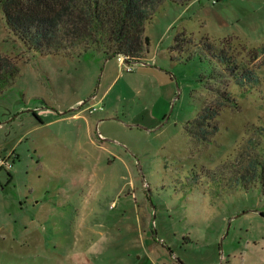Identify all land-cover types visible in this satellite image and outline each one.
I'll list each match as a JSON object with an SVG mask.
<instances>
[{
    "label": "rangeland",
    "instance_id": "1",
    "mask_svg": "<svg viewBox=\"0 0 264 264\" xmlns=\"http://www.w3.org/2000/svg\"><path fill=\"white\" fill-rule=\"evenodd\" d=\"M143 35L123 66L43 54L0 9L18 66L0 89V264H264V0H164ZM207 104L217 129L196 142Z\"/></svg>",
    "mask_w": 264,
    "mask_h": 264
},
{
    "label": "trees",
    "instance_id": "2",
    "mask_svg": "<svg viewBox=\"0 0 264 264\" xmlns=\"http://www.w3.org/2000/svg\"><path fill=\"white\" fill-rule=\"evenodd\" d=\"M164 0H0L6 26L28 49L43 54H80L88 50L105 57L125 56L127 61L139 60L147 51L148 37L143 35L144 23ZM187 4L191 0H170ZM172 48H178L179 37ZM264 53V45L259 49ZM222 53L217 58L224 64L239 86L245 81L257 83L256 74L241 66L237 73L234 62ZM237 64V63H236ZM245 67V68H244ZM18 72L17 64L0 53V89L8 86ZM224 94V92H222ZM226 102L231 101L228 95ZM224 101V102H225ZM217 106L207 104L196 118L186 124L192 140H208L217 129ZM188 124L192 128H188ZM213 130V131H212ZM260 162V161H258ZM251 160L247 168H250ZM259 171L264 175V161Z\"/></svg>",
    "mask_w": 264,
    "mask_h": 264
},
{
    "label": "built area",
    "instance_id": "3",
    "mask_svg": "<svg viewBox=\"0 0 264 264\" xmlns=\"http://www.w3.org/2000/svg\"><path fill=\"white\" fill-rule=\"evenodd\" d=\"M212 1L215 2L216 0H212ZM124 61H127V60H126V57H125V56H121V58H120V62H121V64H122V66H123V64H124ZM125 69H126L127 71H130V70H132V67H131L130 65L126 64ZM95 110H96L95 107H91V108H90V112L95 111ZM0 165L5 166V167H7V168H10V167H11V162L8 161V160H5V159H3V158H0Z\"/></svg>",
    "mask_w": 264,
    "mask_h": 264
},
{
    "label": "crops",
    "instance_id": "4",
    "mask_svg": "<svg viewBox=\"0 0 264 264\" xmlns=\"http://www.w3.org/2000/svg\"><path fill=\"white\" fill-rule=\"evenodd\" d=\"M119 58H121V56H119ZM105 93V92H104ZM104 93H103V95H104ZM103 95H102V97H103ZM74 115H77V114H74Z\"/></svg>",
    "mask_w": 264,
    "mask_h": 264
}]
</instances>
